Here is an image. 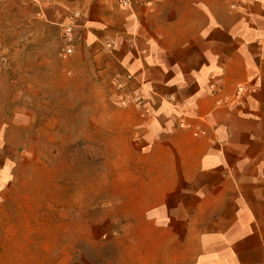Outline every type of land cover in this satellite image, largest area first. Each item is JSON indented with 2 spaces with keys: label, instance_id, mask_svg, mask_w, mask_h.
<instances>
[{
  "label": "crops",
  "instance_id": "obj_1",
  "mask_svg": "<svg viewBox=\"0 0 264 264\" xmlns=\"http://www.w3.org/2000/svg\"><path fill=\"white\" fill-rule=\"evenodd\" d=\"M52 6L62 37L81 13L73 49L108 90L126 174L152 194L145 213L169 253L179 264H264V0ZM11 168H0V192Z\"/></svg>",
  "mask_w": 264,
  "mask_h": 264
},
{
  "label": "rangeland",
  "instance_id": "obj_2",
  "mask_svg": "<svg viewBox=\"0 0 264 264\" xmlns=\"http://www.w3.org/2000/svg\"><path fill=\"white\" fill-rule=\"evenodd\" d=\"M45 2L0 0V264H179L126 174L108 90Z\"/></svg>",
  "mask_w": 264,
  "mask_h": 264
},
{
  "label": "built area",
  "instance_id": "obj_3",
  "mask_svg": "<svg viewBox=\"0 0 264 264\" xmlns=\"http://www.w3.org/2000/svg\"><path fill=\"white\" fill-rule=\"evenodd\" d=\"M120 4L123 7H130L131 0H120ZM81 13L79 11L74 12L71 16L68 18L67 24L64 26V33H63V39L66 44L65 48V55L68 56L73 53V46L75 42V28L77 27V21L80 19ZM131 77H128L127 80H130ZM119 88H124V85H119ZM140 102V99L138 98V101Z\"/></svg>",
  "mask_w": 264,
  "mask_h": 264
}]
</instances>
